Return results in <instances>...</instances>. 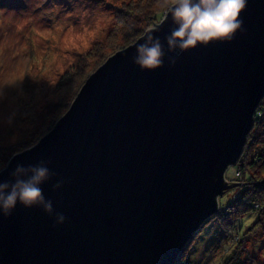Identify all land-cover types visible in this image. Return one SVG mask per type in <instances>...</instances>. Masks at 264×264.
<instances>
[{"label": "water", "instance_id": "water-1", "mask_svg": "<svg viewBox=\"0 0 264 264\" xmlns=\"http://www.w3.org/2000/svg\"><path fill=\"white\" fill-rule=\"evenodd\" d=\"M241 16L230 42L183 52L166 43L177 25L154 23L162 68L132 63L147 30L90 75L52 130L0 174L10 180L17 163L41 159L57 173L40 185L51 214L18 204L0 216V264H174L228 188L222 172L264 96V0H248Z\"/></svg>", "mask_w": 264, "mask_h": 264}, {"label": "rangeland", "instance_id": "rangeland-1", "mask_svg": "<svg viewBox=\"0 0 264 264\" xmlns=\"http://www.w3.org/2000/svg\"><path fill=\"white\" fill-rule=\"evenodd\" d=\"M162 20L156 0H0V162L35 146L91 74ZM253 123L240 161L224 173L217 213L179 259L225 264L235 253L264 264V108ZM247 186L255 189L251 210L238 204Z\"/></svg>", "mask_w": 264, "mask_h": 264}, {"label": "clouds", "instance_id": "clouds-1", "mask_svg": "<svg viewBox=\"0 0 264 264\" xmlns=\"http://www.w3.org/2000/svg\"><path fill=\"white\" fill-rule=\"evenodd\" d=\"M162 9L163 20L169 18L177 25L166 37L169 51L179 49L181 52L196 47L198 44H208L210 41H231L237 32L244 31V20L241 14L246 10L248 0H156ZM157 31L153 27L145 34L144 43L135 46L136 55L132 63L141 71L156 70L164 66L165 52L159 38L151 33ZM176 60L169 61L173 67ZM50 159H41L36 164L25 166L17 163L11 171L12 179H0V216H11L19 204L24 208L43 206V211L52 213V202L46 200L40 185L57 176L48 167ZM7 165L0 162V174ZM65 183L63 178L53 184V190L60 189ZM67 218L63 213L57 215L56 223L62 224Z\"/></svg>", "mask_w": 264, "mask_h": 264}, {"label": "trees", "instance_id": "trees-1", "mask_svg": "<svg viewBox=\"0 0 264 264\" xmlns=\"http://www.w3.org/2000/svg\"><path fill=\"white\" fill-rule=\"evenodd\" d=\"M263 98V97H262ZM260 102H261V100L258 102V104L256 105V108H255V111H254V116H253V118H254V121H255V119L257 120L258 119V116H259V114H262V111H263V108L264 107H262L261 106V104H260ZM254 124V123H253ZM253 127V126H252ZM248 137V136H247ZM246 137V138H247ZM243 152V151H242ZM261 155H257L256 157H255V159L257 160V159H259V157H260ZM240 157H241V155L239 156V158L237 159V161H240ZM254 160V159H253ZM242 163V162H241ZM234 164V163H233ZM232 164V165H233ZM254 163H250V165H253ZM227 168H229V165L228 166H226L225 168H224V170H223V172H222V180H221V182L223 183L224 182V179L225 178H223L224 177V173H225V171L227 170ZM243 172H244V176L247 174V170H246V168H243ZM253 190H255L254 188H250V187H245V188H243L242 190H241V194L240 195H238L237 197H238V204L240 205V207H242V209H248V210H251L252 209V206L254 205L253 203L254 202H252L250 199H249V196H250V198H252L251 197V193L250 192H252ZM240 193V192H239ZM217 209H218V207L216 206V210L210 215V217H212L214 214H216L217 213ZM209 217V218H210ZM234 217V216H233ZM218 222L219 223H221V224H223L224 225V222L225 221H223V220H218ZM192 239V238H191ZM183 252V251H182ZM181 252V253H182ZM180 253V254H181ZM181 255H179V257H180ZM179 257H178V259L174 262V264H192L188 259H183V260H181V259H179ZM224 262H225V264H256V263H252V261H251V263H248V261L247 260H244L243 258H241V256H239V257H237L236 258V254L235 253H232V254H230V255H226L225 257H224Z\"/></svg>", "mask_w": 264, "mask_h": 264}]
</instances>
